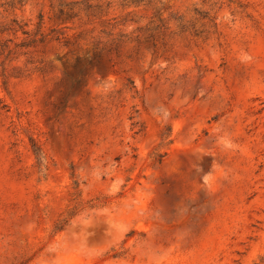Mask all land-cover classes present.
<instances>
[{
  "label": "rangeland",
  "instance_id": "rangeland-1",
  "mask_svg": "<svg viewBox=\"0 0 264 264\" xmlns=\"http://www.w3.org/2000/svg\"><path fill=\"white\" fill-rule=\"evenodd\" d=\"M0 264H264V0H0Z\"/></svg>",
  "mask_w": 264,
  "mask_h": 264
},
{
  "label": "trees",
  "instance_id": "trees-1",
  "mask_svg": "<svg viewBox=\"0 0 264 264\" xmlns=\"http://www.w3.org/2000/svg\"><path fill=\"white\" fill-rule=\"evenodd\" d=\"M34 151H35V153L37 152L35 149H34ZM55 229L56 230H59V229H61V227L60 226H57Z\"/></svg>",
  "mask_w": 264,
  "mask_h": 264
}]
</instances>
